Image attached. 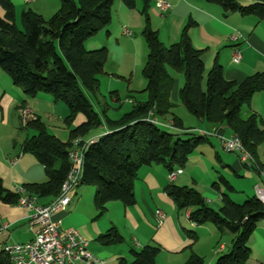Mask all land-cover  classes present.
I'll return each mask as SVG.
<instances>
[{"label": "trees", "instance_id": "16d2710c", "mask_svg": "<svg viewBox=\"0 0 264 264\" xmlns=\"http://www.w3.org/2000/svg\"><path fill=\"white\" fill-rule=\"evenodd\" d=\"M58 1L59 9L48 21L31 10L22 11L19 27L12 1L0 0L3 11L0 15V70L23 91L26 99L44 93L54 102L63 103L68 110L64 123L69 128V140L65 143L48 134L39 118L24 120L23 127L32 130V135L22 143L21 151L36 157L47 178L44 183L25 188L26 192L36 198L54 200L58 197L69 171L68 152L72 141L88 140L89 134L104 124L109 132L94 137L83 156L82 185L94 188L93 204L98 216L103 215L112 202L127 207L135 204L134 182L141 168L159 165L168 172L183 169L196 149L207 143V138L187 131L181 134L188 138L182 139L157 124V120L170 117L173 129L184 130L181 119L173 114L175 105L170 95L174 78L169 70L183 75L179 99L188 113L203 122L229 129L252 157L255 170L264 177V162L260 163L257 155L258 147L264 143V120L255 114L247 119L240 116L242 107L249 105L255 94L264 92V73H255L236 83L225 79L219 64L206 72L201 52L189 40L188 27L183 29L178 42L166 47L149 28L148 17L143 12V36L148 53L142 76L147 100L134 102L131 111L116 121L105 115L108 106L104 102L103 117H100L93 110L87 93L99 103V76L104 73L108 49L89 51L86 45L110 25L114 0ZM121 1L128 9L135 8V0ZM205 1L221 6L225 13L237 12L264 21V0H252L247 6L235 0ZM24 105L25 102L21 110ZM78 115L83 121L72 127ZM20 119L22 121L21 115ZM219 179L227 192L221 194L218 209L211 208L191 187L171 183L165 193L178 211L190 210L188 219L194 225L212 224L220 231L225 228L233 236L230 250L213 264H246L251 254L250 238L258 223L264 220V205L256 196L246 198L241 204L235 203L229 196L234 192L233 187L223 177ZM213 187L219 188L216 184ZM18 198L4 190L0 180V200L14 204L18 203ZM187 235L196 242L194 232L187 231ZM98 241L109 246L121 242L122 238L111 228ZM159 251L156 246L131 250L133 261L129 264H154ZM0 264H11L3 252ZM185 264L205 263L200 256L191 253Z\"/></svg>", "mask_w": 264, "mask_h": 264}, {"label": "crops", "instance_id": "0c3cea01", "mask_svg": "<svg viewBox=\"0 0 264 264\" xmlns=\"http://www.w3.org/2000/svg\"><path fill=\"white\" fill-rule=\"evenodd\" d=\"M157 1L135 0V8L128 9L121 0H114L110 25L86 45L89 51L103 47L108 49L105 65L112 68L111 74L114 78L129 77L127 85L129 94L134 93L135 89L131 87L133 76L138 70H142L148 53L143 36L145 27L143 12L148 17L149 28L157 33L160 42L166 47L178 42L183 29L188 27L189 40L192 46L201 52L206 72L219 64L225 79L236 83L244 81L255 73H264V21L253 16H242L237 12L225 13L221 6L205 0H159L170 6L167 11L162 12L156 7ZM235 1L242 6L252 3V0ZM16 2L27 6L33 0L28 4L23 0ZM0 15H3L1 8ZM16 18L15 11V21ZM124 30H128L130 35H125ZM235 51L241 54L239 63H234L232 60ZM173 78L174 87L170 99L176 105L180 102L181 85L176 83L174 75ZM114 92L118 96V93ZM146 100L147 95L138 102L143 103ZM23 102H25L24 109L29 110L34 118H40L38 114L54 116L55 108L59 105L44 93L26 99L23 91L14 86L9 77L0 70V117L8 125H20V107ZM134 102L136 101L132 100V104ZM262 103L264 104V92L255 94L248 105L247 118L252 114L257 115V105ZM166 120H157V124L170 127L171 118L169 121ZM196 125L198 132L207 134L205 137L209 145H211L210 139H218L220 142L221 138L232 135L224 126H215L198 119ZM66 129L67 132H63V136L55 135L64 143L69 140V128ZM187 131L184 129L180 133ZM107 132L109 129L104 124L101 130L89 139ZM30 135L32 132L18 143V148L14 146L11 150L3 151L0 146V180L4 190L8 192H12L14 187L28 188L30 185L44 183L47 180L44 169L36 157L21 151L22 143ZM218 163L237 178L247 177L253 188L255 186L264 188V177L255 170V166H246L242 163L239 165L237 162L229 161L224 163L220 158ZM183 174L182 169V174L177 176L172 184L178 185V178ZM169 184L168 171L164 167L159 165L143 167L137 172L134 182L135 204L127 207L119 202L109 203L106 212L101 216L97 215L94 208L92 197L94 188L81 185L70 195L69 206L57 212L53 220L60 223L62 230L75 229L88 239L89 250L103 261L102 264H129L133 261L130 251H140L146 246H156L160 250L154 264H185L191 253L200 256L205 264H213L220 255L230 250L233 236L225 228L220 231L212 224L196 226L191 223L188 219L190 210L178 211L173 201L166 195ZM192 184H196L194 180ZM187 186L185 183L181 187ZM233 189L232 194L236 193V189L234 187ZM216 190L219 195L204 197L205 202L213 209L220 207V196L224 193L220 188ZM242 192L249 197L256 196L254 189ZM37 200L39 204H48L53 198H37ZM157 211H161L165 216L161 224L157 222ZM30 214L29 210L18 203L12 204L0 200V228L4 227L0 231V253L5 245L24 244L33 239V233L29 228ZM111 228L118 232L122 241L104 246L99 243L98 238ZM187 231L197 235L195 243L190 240ZM249 247L251 254L246 264H263L264 220L258 223L250 238Z\"/></svg>", "mask_w": 264, "mask_h": 264}, {"label": "rangeland", "instance_id": "374dc122", "mask_svg": "<svg viewBox=\"0 0 264 264\" xmlns=\"http://www.w3.org/2000/svg\"><path fill=\"white\" fill-rule=\"evenodd\" d=\"M15 11L17 14L16 24L21 27L20 17L21 13L24 10H31L32 12L40 15L45 21H48L59 9V1L58 0H33L30 5H23V3L16 2V0H12ZM112 68L108 65L104 66V73L99 76V90L97 97L99 99V103L96 102L94 96L91 93H87V98L90 101L93 110L96 111L100 117H103L102 111L104 110L103 103H107V108L105 110V115L109 119L118 120L124 114L128 113L132 109V100L136 102L140 101L143 98L145 93L143 92L145 89V80L142 76V70H138L132 80L131 87L134 90V93L129 94L127 90V85L129 84V77L122 78H114L111 74ZM176 79V83L178 85H183V77L181 74H175L171 70H169ZM106 73V74H105ZM110 77H109V76ZM116 91L118 94V100L116 95L114 94ZM263 101V99H262ZM260 102V101H259ZM258 102V103H259ZM59 105L55 108V114L53 115H39L40 121L44 124L46 131L48 134L55 137V135L63 136V132H67V127L64 124V118L67 114V107L63 103H58ZM1 107V105H0ZM258 109L256 110V114L260 116L264 120V104H258ZM1 112V111H0ZM173 113L179 119H181L183 128L187 129L194 136H198L197 128V119L190 115L187 109L180 103L177 102L175 108L173 109ZM248 113V105H245L241 109V118L247 119ZM18 118V117H17ZM16 118V119H17ZM16 119L14 122H16ZM32 119V118H28ZM167 119V120H166ZM165 120L169 121L170 118L167 117ZM18 120V119H17ZM164 120V121H165ZM83 121V117L78 115L73 123L72 127H76L80 122ZM23 122V123H22ZM24 121L20 120V125L13 124L8 125L5 120L0 117V146L3 151L11 150L12 147L16 146L18 148V143L26 138L28 133H31L32 130L23 127ZM162 130H165L169 133H177L180 135L182 139H186L188 137L183 136L178 130L170 128L168 126L158 124ZM23 127V128H22ZM101 130V128L93 130L89 136H93L97 131ZM87 138V139H88ZM192 138V137H189ZM211 145L208 143H204L200 145L196 151L188 158L183 170L184 174L178 178V185L183 186L185 183L188 185L187 187L194 188L197 190L201 196L204 198L206 195H219L218 190L213 187V184H216L221 191L227 192L224 188V185L221 183L219 177H223L227 180L232 187L236 189V193L230 194V198L235 203L241 204L243 203L247 196L245 192L242 191H253L252 184L245 178H237L233 175L232 172L226 171L222 168L218 159L220 158L222 162H237L239 165L241 164L240 160L237 158L235 154L226 153L222 150L219 140L210 139ZM1 154V153H0ZM258 161L260 163L264 162V143H262L257 150ZM254 163V161H253ZM243 164V163H242ZM242 166V165H241ZM254 167V164L252 165ZM192 180L195 181L196 184H192ZM181 183V184H180ZM184 183V184H183ZM84 186H82L83 188ZM89 188V187H87ZM92 188V187H90ZM94 197V194L93 196Z\"/></svg>", "mask_w": 264, "mask_h": 264}, {"label": "built area", "instance_id": "2783aa9c", "mask_svg": "<svg viewBox=\"0 0 264 264\" xmlns=\"http://www.w3.org/2000/svg\"><path fill=\"white\" fill-rule=\"evenodd\" d=\"M26 4L32 0H23ZM156 7L162 12L167 11L169 4L157 1ZM123 33L130 35L128 30ZM235 40V38H232ZM234 63L241 61V54L235 51L232 58ZM22 121L28 118H34L32 113L27 109L20 112ZM170 128H173L170 122ZM201 136H206L205 132H198ZM95 138L82 141L74 139L72 148L68 152L70 163L69 171L64 179L59 196L48 204H39L34 195L26 192L23 187H14L12 192L19 196L18 204L31 212L29 228L33 233V239L24 244L5 245L2 252L9 258L11 264H102L103 261L91 253L89 250V240L83 237L75 229L62 230L59 222L53 220V216L69 206L70 195L82 185L83 176V156L87 146ZM222 150L226 153L238 156L241 163L246 166H252L253 159L250 154L243 148L240 140L231 135L228 138H221ZM182 174V169H175L168 172V181L173 183L175 178ZM256 197L264 205V188L254 187ZM158 224L165 220L161 211L156 212ZM4 227L0 228V231Z\"/></svg>", "mask_w": 264, "mask_h": 264}]
</instances>
